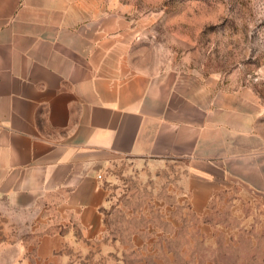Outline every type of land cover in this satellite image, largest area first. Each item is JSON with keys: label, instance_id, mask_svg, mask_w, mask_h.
<instances>
[{"label": "crops", "instance_id": "obj_1", "mask_svg": "<svg viewBox=\"0 0 264 264\" xmlns=\"http://www.w3.org/2000/svg\"><path fill=\"white\" fill-rule=\"evenodd\" d=\"M132 43L102 0H0V252H16L11 264H33L19 220L42 227L45 258L75 235L72 221L102 223L112 168L138 161L182 163L192 208L224 189L264 235V100L154 75Z\"/></svg>", "mask_w": 264, "mask_h": 264}, {"label": "rangeland", "instance_id": "obj_2", "mask_svg": "<svg viewBox=\"0 0 264 264\" xmlns=\"http://www.w3.org/2000/svg\"><path fill=\"white\" fill-rule=\"evenodd\" d=\"M102 2L118 13L122 34L133 38L139 66L154 75L216 79L222 87L247 88L264 100V0ZM185 174L182 163L161 160L114 166L113 203L102 223L79 227L72 221L75 235L67 241L56 237V251L45 258L36 251L42 227L34 235L35 221L19 220L26 259L33 264H264V235L243 225L234 195L221 189L210 205L195 210L183 185ZM11 255L16 252H0V259L11 264Z\"/></svg>", "mask_w": 264, "mask_h": 264}]
</instances>
